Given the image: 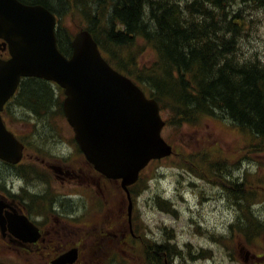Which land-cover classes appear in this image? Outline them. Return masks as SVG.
<instances>
[{"label":"trees","instance_id":"16d2710c","mask_svg":"<svg viewBox=\"0 0 264 264\" xmlns=\"http://www.w3.org/2000/svg\"><path fill=\"white\" fill-rule=\"evenodd\" d=\"M23 1L42 4L57 14V44L63 53L71 51L73 32L67 30L64 21L71 18L77 27H87L108 61L144 84L161 108L172 113L175 122L228 119L248 136L251 147L264 150V46L248 54L262 41L254 45L242 37L249 27L251 34L258 31L250 23L259 22L260 14L264 15L263 5L254 9L257 16L251 21L245 8L264 4L263 0ZM230 2L238 9L241 7L237 2L241 3L242 10L227 13ZM117 22L124 25L123 31L116 30ZM144 47L153 52V57L139 65ZM49 83L26 78L18 95L23 104L20 108L35 115L40 123L35 125V139L39 138L38 133L49 132L55 109L60 107L52 97ZM200 166L223 183L228 197L237 204L238 215L231 228L241 240L249 244L263 237V218L250 209L253 193L247 186L251 181L227 184L223 173L228 167L212 154L205 153ZM241 175L246 173L242 171ZM158 250H165L164 244ZM172 251L180 253L176 246H172Z\"/></svg>","mask_w":264,"mask_h":264},{"label":"water","instance_id":"95a60500","mask_svg":"<svg viewBox=\"0 0 264 264\" xmlns=\"http://www.w3.org/2000/svg\"><path fill=\"white\" fill-rule=\"evenodd\" d=\"M55 16L40 4L0 0V38L9 59L0 60V110L21 76L52 79L64 87V114L86 158L108 177L133 183L151 158L170 153L157 100L146 98L100 54L87 29L71 40L68 58L56 44ZM22 143L0 117V158L18 162Z\"/></svg>","mask_w":264,"mask_h":264},{"label":"rangeland","instance_id":"374dc122","mask_svg":"<svg viewBox=\"0 0 264 264\" xmlns=\"http://www.w3.org/2000/svg\"><path fill=\"white\" fill-rule=\"evenodd\" d=\"M244 13L247 17H252L251 21L257 16L254 9L250 7H246ZM260 18L259 22L250 23L256 29L258 27V37L255 40H250L254 37L251 35L250 27L247 29V33L242 36L254 45L264 41V15L260 14ZM64 21L69 32L78 29L71 18H66ZM260 44L254 47L259 50ZM140 53L142 54L139 56L141 62L139 65L144 64L143 62L148 63L153 57V52L147 47H144ZM63 122L61 116L54 117L52 122L54 128L50 132L38 133L39 138L37 139L30 138L29 131L26 133L29 125L25 123L19 124L18 122L12 124V127L19 131L20 135L26 133V139H29L32 145L40 144V142L51 144L52 138L55 139L53 135L57 138L56 130L60 134L64 133L68 136L66 127L62 126ZM162 134L168 143L174 145L178 154L170 156L169 159L151 162L142 172L138 185L144 189L143 194L146 196L156 197L157 194L162 193L175 202V211L172 214L159 211L156 202L149 209L147 206L140 207L142 220L147 225L151 224L157 238H160L161 232L168 231L176 239L179 247L184 250L182 254L175 256L170 264H264V255H261L264 254L262 240H256L255 248L248 247L254 255L259 254L260 257L254 258L244 255V253L233 255L236 259L230 256L229 250L240 241L239 237H233V235L231 240L227 229L228 224L235 216V206L229 202L231 197L227 199L226 195H218L219 185H217L215 180L217 178L213 173L201 166L198 169L194 166L195 171L193 172L183 160L193 157L191 162L195 165V152L205 151L207 154L214 155L216 159L231 164L236 170L238 169L236 174L241 175L243 171L246 176H249L257 168V161L252 159H258L263 167L259 177L264 179V155H260L261 158H259L248 146L246 138L236 131L229 121L203 118L192 124L184 123L180 126L168 124ZM241 158L245 159L240 161ZM241 167L242 169L239 171ZM0 169L4 168L0 165ZM199 174L200 176H198ZM250 181L252 186H247V189L256 192L251 201L253 203L264 202V183L256 178ZM261 215L264 214L261 212ZM185 243L187 244L185 245ZM202 250H206V252L201 254ZM210 250L212 255L208 258L207 254ZM94 254L99 256V253ZM173 256L171 257L173 258ZM97 261L98 264H101L100 260ZM108 264L113 263L109 262ZM127 264H140V258L131 256Z\"/></svg>","mask_w":264,"mask_h":264},{"label":"flooded vegetation","instance_id":"af4514ba","mask_svg":"<svg viewBox=\"0 0 264 264\" xmlns=\"http://www.w3.org/2000/svg\"><path fill=\"white\" fill-rule=\"evenodd\" d=\"M7 56L6 50L0 51V58ZM75 154H55L48 162L41 158V171L25 172L22 163L17 173L15 166L0 161L4 168L0 169V253H10L0 264H52L70 248H76L78 256L69 264H96L95 244L107 243L111 248L117 241L126 245L134 241L141 251L144 245L151 252L158 250L157 242L145 244L148 235L135 217V207L127 227L126 208L117 203L111 210L107 207L106 188H91L89 164L74 158ZM13 176L19 177L18 183ZM95 184L100 186L97 180ZM14 213L24 215L35 227L14 230Z\"/></svg>","mask_w":264,"mask_h":264},{"label":"bare ground","instance_id":"6f19581e","mask_svg":"<svg viewBox=\"0 0 264 264\" xmlns=\"http://www.w3.org/2000/svg\"><path fill=\"white\" fill-rule=\"evenodd\" d=\"M194 1V0H193ZM264 1V0H263ZM209 5V4H208ZM237 5L239 6V7H241L240 9H238L235 5H233L231 2H230V4L227 6V13H230V12H232V11H234V10H237V11H239V10H242V4L241 3H238L237 2ZM264 4H259L258 6H253V7H250V6H247V7H250V8H252V9H257V8H259V7H261V6H263ZM234 15H235V12L234 13H232V17L234 18ZM233 18H232V20H233ZM123 29H124V25L123 24H121V23H119V22H117V25H116V30H121V31H123ZM257 30L253 33V34H251L252 36H254V37H252V38H250V40H255V38H257L258 36H257ZM262 39H263V37H262ZM261 46H264V41L263 42H261V44H260V46H259V48L261 47ZM250 52H258V50L255 48V47H253V49L252 50H248V54L250 53ZM237 62V61H236ZM235 62V63H236ZM239 64V62L237 63V65ZM17 104H19V103H17ZM31 120H32V122H33V124L34 125H37V126H39L40 125V123L38 122V120L37 119H35V118H31ZM223 120V119H222ZM182 124H184V122L182 123ZM225 165H226V167H228V168H226L227 169V171H225L224 173H223V177L225 178V181H226V183L227 184H230V183H232V182H236L237 184H241V183H243L246 179H248V177L247 176H242V175H239V174H236L237 172H238V169L236 170V168H234L231 164H227V163H225ZM242 169V167L239 169V171ZM236 176H235V175ZM249 180V179H248ZM217 185H219V192H218V195H226V198L228 199L229 197H228V191L226 190V187L223 185V183L222 182H220V181H218L217 182ZM201 197H202V195H200ZM184 198V196L182 197V199ZM253 199V198H252ZM251 201V200H250ZM230 202H232L233 203V205L235 206V209H237V204L234 202V201H232V199H230ZM250 209H252L251 211L252 212H256V213H259V214H261V212L262 213H264V210L261 208V206H260V204L259 203H257V202H250ZM262 221L264 222V218L262 219ZM160 250H154V251H152L151 252V257L153 258V260L156 262V263H159L160 262V260H161V258L163 257V255L166 253V251H164V250H162L161 252H159ZM169 251V253H170V255L172 256V255H174L173 256V258L172 259H174L175 258V256H178L179 254H177L175 251H172V250H168ZM212 255V253H211V250L209 251V253H208V255H207V257L209 258L210 256ZM188 261V260H187Z\"/></svg>","mask_w":264,"mask_h":264}]
</instances>
